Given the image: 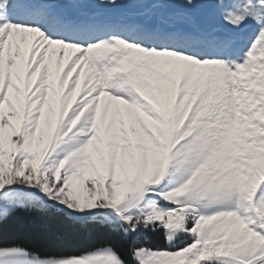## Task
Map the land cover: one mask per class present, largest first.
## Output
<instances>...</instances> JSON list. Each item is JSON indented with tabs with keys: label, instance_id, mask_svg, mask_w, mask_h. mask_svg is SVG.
<instances>
[{
	"label": "snow or ice",
	"instance_id": "obj_1",
	"mask_svg": "<svg viewBox=\"0 0 264 264\" xmlns=\"http://www.w3.org/2000/svg\"><path fill=\"white\" fill-rule=\"evenodd\" d=\"M0 264H264V0H0Z\"/></svg>",
	"mask_w": 264,
	"mask_h": 264
},
{
	"label": "trees",
	"instance_id": "obj_2",
	"mask_svg": "<svg viewBox=\"0 0 264 264\" xmlns=\"http://www.w3.org/2000/svg\"><path fill=\"white\" fill-rule=\"evenodd\" d=\"M3 240L18 243L32 250L44 252H79L112 240L113 237L94 228H82L59 217L44 216L37 212H20L5 225ZM144 243L163 248L161 234L149 233Z\"/></svg>",
	"mask_w": 264,
	"mask_h": 264
},
{
	"label": "rangeland",
	"instance_id": "obj_3",
	"mask_svg": "<svg viewBox=\"0 0 264 264\" xmlns=\"http://www.w3.org/2000/svg\"><path fill=\"white\" fill-rule=\"evenodd\" d=\"M133 7H134V6H132V5L128 6L129 9H132Z\"/></svg>",
	"mask_w": 264,
	"mask_h": 264
}]
</instances>
